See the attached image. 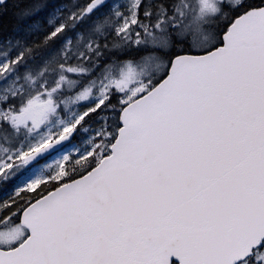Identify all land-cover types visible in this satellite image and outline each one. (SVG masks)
<instances>
[{"label": "snow or ice", "instance_id": "snow-or-ice-1", "mask_svg": "<svg viewBox=\"0 0 264 264\" xmlns=\"http://www.w3.org/2000/svg\"><path fill=\"white\" fill-rule=\"evenodd\" d=\"M0 264H264V0H0Z\"/></svg>", "mask_w": 264, "mask_h": 264}]
</instances>
